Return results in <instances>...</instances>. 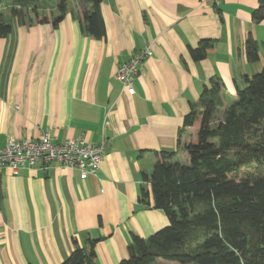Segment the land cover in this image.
Masks as SVG:
<instances>
[{"label": "crops", "instance_id": "0c3cea01", "mask_svg": "<svg viewBox=\"0 0 264 264\" xmlns=\"http://www.w3.org/2000/svg\"><path fill=\"white\" fill-rule=\"evenodd\" d=\"M60 1L46 0L43 13L54 18ZM66 2L57 25L9 18L12 30L0 38V145L49 131L59 143L105 139V157L85 180L58 164L0 173V264H61L89 237L99 240L97 264L127 259L133 235L147 239L169 225L142 178L156 152L188 164L183 148L198 126L185 128L184 119L203 90L221 79L228 105L258 71L245 47L249 37L264 43V21L252 18L260 0H103L104 39L83 31L80 0ZM204 40L215 48L194 62L188 49ZM147 47L153 56L131 96L116 71Z\"/></svg>", "mask_w": 264, "mask_h": 264}, {"label": "trees", "instance_id": "16d2710c", "mask_svg": "<svg viewBox=\"0 0 264 264\" xmlns=\"http://www.w3.org/2000/svg\"><path fill=\"white\" fill-rule=\"evenodd\" d=\"M45 1L0 0V38L12 30L9 18L19 25L61 22L66 0L51 19L42 11ZM80 1L83 31L104 39L103 0ZM252 18L264 21V0ZM214 48L212 40H204L188 51L200 62ZM259 51L249 37L245 53L250 64L260 61ZM211 82L184 119L185 128L198 126L183 148L188 164L176 161L174 152L158 151L152 173L142 176L151 185L154 208L169 225L147 239L133 235L129 257L119 264H264V71L245 76L228 105L221 79ZM219 112L223 118L216 121ZM147 197L143 189L139 202L146 203ZM98 241L89 237L83 246L75 243L61 264H97Z\"/></svg>", "mask_w": 264, "mask_h": 264}, {"label": "built area", "instance_id": "2783aa9c", "mask_svg": "<svg viewBox=\"0 0 264 264\" xmlns=\"http://www.w3.org/2000/svg\"><path fill=\"white\" fill-rule=\"evenodd\" d=\"M216 5L220 0H211ZM153 56L150 47L131 57L119 65L116 78L122 83L129 95L135 94V80L143 63ZM107 141L103 139L95 145L81 140L56 142L49 131H43L38 139L9 140L4 146L0 145V173L10 170L18 174L21 170L38 168L48 170L58 164L76 169L82 180L95 176L101 169Z\"/></svg>", "mask_w": 264, "mask_h": 264}, {"label": "rangeland", "instance_id": "374dc122", "mask_svg": "<svg viewBox=\"0 0 264 264\" xmlns=\"http://www.w3.org/2000/svg\"><path fill=\"white\" fill-rule=\"evenodd\" d=\"M259 45H260V51H259L260 61L253 64V67L256 70H258V71H255L256 73H262L264 71V47H263V43H261ZM222 118H223V112H219L216 116V121L222 120ZM164 264H166V263H164Z\"/></svg>", "mask_w": 264, "mask_h": 264}]
</instances>
